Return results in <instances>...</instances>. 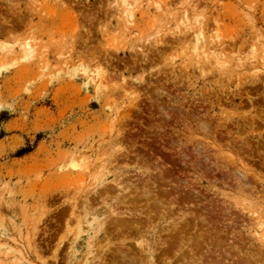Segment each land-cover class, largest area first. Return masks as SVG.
<instances>
[{
	"label": "rangeland",
	"instance_id": "1",
	"mask_svg": "<svg viewBox=\"0 0 264 264\" xmlns=\"http://www.w3.org/2000/svg\"><path fill=\"white\" fill-rule=\"evenodd\" d=\"M129 2L131 18L121 0H0V264L101 261L105 242L88 232L89 172L80 162L98 163L115 137L124 151L108 168L129 184L124 195L116 188L120 201L144 185L151 193L140 208L162 192L160 212L188 213L181 226L190 232L176 239L169 264H264V0ZM183 14L203 27L210 51L218 32L225 68L194 55L190 34L176 28ZM84 65H102L107 89L81 74ZM133 154L147 166L131 165ZM167 169L169 184L156 181ZM71 204L80 222L68 215ZM196 207L207 209L211 239H195ZM113 238L112 252L131 249ZM155 239L147 240L160 264L168 239Z\"/></svg>",
	"mask_w": 264,
	"mask_h": 264
},
{
	"label": "bare ground",
	"instance_id": "2",
	"mask_svg": "<svg viewBox=\"0 0 264 264\" xmlns=\"http://www.w3.org/2000/svg\"><path fill=\"white\" fill-rule=\"evenodd\" d=\"M152 1H155L156 0H152ZM121 4L122 6L124 7L123 8V13L126 14L125 16L127 18H131L132 17V13H131V10L129 7L132 6V4L129 2V0H121ZM216 23V22H215ZM128 24H130V21H126L123 23V26H127ZM176 28L177 29H180V30H183V32L185 33H188L190 34L191 36V39H192V51L194 53V55L196 54V56L198 57H202V59H208L209 56L213 57V59H211V61H213L217 66H223L225 68V64H226V61L223 59V55H224V51H222L220 54H216V50L221 47L222 45V42L220 41V36L216 33V30L214 32L215 35L213 36H210V40L208 41V45L212 46L213 48V51H210L206 46L204 47L203 46V39H204V30H203V27L200 26V23L195 20V18H189L187 14H183L180 16L179 18V23L177 22L176 24ZM214 31V30H212ZM3 33H5L3 31ZM2 33V34H3ZM7 34V33H6ZM7 35H10L9 32ZM190 39V40H191ZM30 41H34L33 38H31ZM1 43V42H0ZM34 43L30 45V42L29 41H26L22 44V47H21V50H23L24 54H25V57H29L30 58L32 57V52L34 51ZM0 48H2L0 46ZM211 48V49H212ZM44 49V51L42 52L43 54L46 53V49L45 48H42ZM218 52V51H217ZM192 53V54H193ZM195 56V57H196ZM264 57V56H263ZM203 60V61H204ZM201 61V60H199ZM214 64V65H215ZM78 66L80 67L81 65L78 64ZM222 67V68H223ZM79 69V68H78ZM106 70L103 69L102 65L100 66H96V67H93V68H90V66H87V65H84L82 67V70H81V74L82 75H85L87 77V79L91 82H95L96 83V86L100 89L104 88V89H107L108 86H106L105 84H108L105 80H106V76L108 75H105L107 74V72H105ZM109 82V81H108ZM105 83V84H104ZM114 83V82H113ZM112 84V83H111ZM113 85V84H112ZM157 90V89H156ZM163 91V89H162ZM126 93H129L127 91H124ZM159 92V91H158ZM160 93V92H159ZM167 93V92H166ZM165 93V94H166ZM131 95V93L128 94V96ZM126 96V95H125ZM169 97V96H168ZM137 98V97H136ZM130 99L131 102H133L135 99ZM174 99L172 100H169V101H173ZM175 101V100H174ZM173 101V102H174ZM129 102V101H128ZM172 102V103H173ZM171 103V102H170ZM176 103V102H175ZM133 104V103H132ZM132 106V105H131ZM117 107V106H116ZM178 107V106H176ZM162 108V107H161ZM174 108V107H173ZM122 109V108H121ZM162 111V110H161ZM171 111V110H170ZM117 112V111H115ZM169 112V111H168ZM179 112V110H178ZM167 113V112H166ZM113 115V114H112ZM165 115V114H164ZM114 116V117H113ZM112 117V121H118V118H120L118 116V114H114ZM121 116V114H120ZM125 116V115H124ZM167 117V116H166ZM120 121V120H119ZM116 123V122H115ZM113 124V123H112ZM112 126V125H111ZM114 126H116L114 124ZM201 126L203 127V125L201 124ZM200 126V127H201ZM205 127V126H204ZM203 127V128H204ZM207 127V126H206ZM118 128V127H117ZM113 127H111L110 129V133L111 131L113 132ZM115 130V129H114ZM120 129H117L114 131V133L116 134H119ZM205 130V129H204ZM122 131V130H121ZM109 142L107 144L108 146V149L106 150L107 152H109L107 154V152L103 151L100 155V159H99V162L96 163V164H91V162L87 159V158H83L82 160V163L80 162V169L83 170H86V172L88 173V175L86 176V179L88 180V182L90 181L89 185L86 187L87 188V192L88 194H86L87 198H86V201H85V209L88 210V212H93V220L91 223H89L88 225V232L90 233H93L95 239L96 240V243L98 241H104L105 244L102 245V250H103V255H106L107 257H105V260H104V256L101 255L100 259L101 260L98 264H118V262H120V264H154V262L152 261V256L154 255V253L152 252V247H151V244H150V241H148L149 239L153 240L155 239V241L157 239H168V242H163V247H162V250L161 252L159 253L158 256H160V264H169V261L171 260L170 259V255H172V251H173V248L176 247V239L180 240V239H186L185 238V234L190 232L189 229H191V226L188 225V222L185 223L184 226H181V221L184 219V217L187 216L188 213H184V212H181L180 209H178V212L176 213H173L172 211L171 212H168V211H164L165 209L161 210V212L158 210V206H160L159 208H161V205H162V202L161 199L159 197H168L166 194L160 192L159 195L155 196V198L153 199L154 200V204L151 205V206H146L144 208H140V204L139 202L141 203V200L145 199H149V195L151 192H148V190L150 189H146L145 186H140V188H137L136 186L133 187L134 188V191L136 192V196L133 197L134 195H132V199L131 201H127L125 200V196L122 197V200L124 202H126L125 204L122 203L120 201V199L117 197L119 195V193L121 192L123 194V192H125L128 187H129V184L128 182H124L123 179H120L122 178V176L120 175V172L118 174L114 173L118 168L116 166L112 167V171H110V168H108L109 164H113L111 162H114L115 159H112L113 156H115L116 153H119L124 151L123 149V141H120L118 140V138L115 137V139L113 140L112 138L111 139H108ZM134 145V144H133ZM133 146H131L130 148H132ZM135 153V152H134ZM120 154V153H119ZM118 154V155H119ZM153 154V152H152ZM98 155V154H97ZM135 155L134 157H132V160L134 161L131 165H139L138 163L141 162V165L143 164V166L146 165V159L140 157L138 154H133ZM132 155V156H133ZM118 157V156H117ZM116 157V158H117ZM167 157V156H166ZM165 157V158H166ZM171 157V156H170ZM168 159V160H172V159ZM97 158V157H96ZM121 158V156H120ZM123 158H125L123 156ZM149 158V157H148ZM152 158V157H151ZM118 159V163H119V158ZM98 160V159H97ZM96 160V161H97ZM131 160V159H128V161ZM124 161V160H122ZM127 161V160H125ZM117 163V162H116ZM162 163V162H161ZM168 163V161H167ZM164 164V163H163ZM166 164V163H165ZM176 164V163H175ZM123 165V163H122ZM127 165V164H125ZM79 166V165H78ZM76 166V167H78ZM119 166V165H118ZM147 166V165H146ZM145 166V167H146ZM149 166V165H148ZM120 167V166H119ZM156 167V166H155ZM174 167V165H173ZM75 168V167H74ZM148 168V167H147ZM146 168V171L148 170ZM157 168V167H156ZM155 169V168H154ZM153 169V170H154ZM123 170V169H122ZM121 170V171H122ZM152 170V171H153ZM156 170V169H155ZM124 171V170H123ZM122 171V172H123ZM165 171V170H164ZM125 172V171H124ZM123 172V173H124ZM81 173V172H80ZM83 173V172H82ZM85 173V174H87ZM170 171H168V169L163 173V176H160L156 181L162 183L165 182L164 180H166V182L168 181L167 179H169L170 176H172V174H169ZM125 175V174H124ZM161 175V173H160ZM159 176V175H158ZM175 178V177H174ZM85 179V177H84ZM83 179V180H84ZM171 179V178H170ZM110 180V181H109ZM176 180V179H174ZM108 181H109V184H115V187H111L109 186L108 184ZM155 181V180H154ZM172 182V181H170ZM179 182V181H178ZM155 183V182H154ZM168 183V182H167ZM128 184V185H127ZM131 184V183H130ZM163 184V183H162ZM169 184V183H168ZM135 185V184H134ZM131 187V186H130ZM147 187V186H146ZM120 189L118 191H120L118 194L116 193L117 189ZM177 188V187H176ZM140 190V191H139ZM95 191L92 195V192ZM175 191V189H174ZM163 192H164V188H163ZM177 192V191H176ZM127 193V192H126ZM139 193V195L137 194ZM173 193V192H172ZM125 194V193H124ZM123 194V195H124ZM129 194V193H128ZM177 194V193H175ZM117 195V196H116ZM166 195V196H165ZM173 195V194H172ZM171 195V196H172ZM138 196V197H137ZM116 197L118 199H116ZM121 197V194L120 196ZM159 198L157 200V198ZM170 197V196H169ZM175 197V196H174ZM115 199V201H114ZM164 198H162L163 200ZM180 199L179 197L176 198V200ZM120 201V204L117 202ZM173 200V199H172ZM95 201V202H94ZM115 203H114V202ZM171 201V200H170ZM189 201L188 197H183L181 198L180 202H187ZM94 202V203H93ZM148 202V201H147ZM177 202V201H176ZM83 203V202H82ZM118 203V204H117ZM102 205V206H99L100 209L97 208V205ZM139 204V205H138ZM150 204V203H149ZM183 204H186V203H183ZM195 204V203H194ZM96 205V206H95ZM123 205V208L121 206ZM157 205V206H156ZM104 206V207H103ZM123 209H120V207ZM186 206V205H185ZM196 206V204H195ZM199 206V205H198ZM201 206V205H200ZM69 207V206H68ZM70 210H69V213L68 215L71 217H74L77 219L78 222H80L81 219H78L75 214V205L71 204L70 206ZM80 207V206H79ZM95 207V208H94ZM101 208H103V210H101ZM199 207H196V210L198 209ZM69 209V208H68ZM117 209L121 210V211H117ZM202 209V208H200ZM195 210L194 211H190L189 214L191 215H195V217L199 218H195V220L197 222H195V226H193V229H195V231L199 232L198 234H196V237L195 239H211V235L214 233V230L215 229H212L214 228L213 226L211 227V224L209 225L208 223L210 222H205V218L202 217V214L203 215H209L207 214V209L205 211H203L204 209L201 210ZM92 210V211H91ZM94 210V211H93ZM86 213V212H85ZM209 213V212H208ZM96 215V217L94 216ZM85 216V215H84ZM98 216H101V220H99L97 217ZM192 216V218H193ZM87 217V216H86ZM208 218V217H207ZM206 218V219H207ZM90 220V218H88ZM199 220V221H198ZM209 219H207L208 221ZM189 221V220H188ZM88 222V220H87ZM86 222V223H87ZM192 222V221H191ZM162 223H166V227L165 229H161L162 231L160 233H162L164 236V238L160 237L159 235L157 236L156 234V228L159 226V225H162ZM192 224V223H190ZM159 229V228H158ZM159 231V230H158ZM194 232V231H193ZM158 233V232H157ZM159 233V234H160ZM80 235V232H76L75 233V237H74V245H76V241L78 240V236ZM161 235V234H160ZM188 236V235H187ZM258 236V234H257ZM119 238V239H129L130 242L132 241V247H130L129 251H127L128 253H125L124 252H121V250L117 249L115 250L114 252H112L109 248H110V239L112 238ZM113 238V239H114ZM188 238V237H187ZM148 239V240H147ZM128 240V241H129ZM181 241V240H180ZM92 242V241H91ZM91 242L89 244H91ZM129 242V243H130ZM100 243V242H99ZM152 243V242H151ZM180 243V242H179ZM124 244V243H123ZM131 244V243H130ZM129 244V246H130ZM156 245L158 243H155ZM154 244V245H155ZM96 245V244H95ZM115 245V244H114ZM155 245V246H156ZM161 245V243H160ZM159 245V246H160ZM181 245V244H180ZM90 246V245H89ZM122 246V244H121ZM127 246V245H126ZM127 246V247H129ZM153 246V244H152ZM158 246V245H157ZM92 247V246H90ZM119 247V246H118ZM154 247V246H153ZM161 247V246H160ZM180 247V246H179ZM97 248V247H96ZM95 248V249H96ZM100 248V247H99ZM89 249V247H88ZM88 249H87V252H88ZM161 249V248H160ZM176 249V248H175ZM180 249V248H179ZM177 249V250H179ZM114 250V249H113ZM176 250V251H177ZM92 251V250H91ZM100 251V250H99ZM98 251V254L99 253ZM124 251V250H122ZM154 251H155V248H154ZM71 252H73V257L76 256L77 254V249L76 247L74 246L71 250ZM96 252V250H95ZM89 253V252H88ZM153 255H152V254ZM192 253V251H191ZM195 253V252H194ZM91 254V253H89ZM95 254V255H94ZM94 257L96 256V253H94ZM196 254V253H195ZM152 255V256H151ZM179 255V254H178ZM182 255V254H181ZM157 256V255H156ZM175 257V256H174ZM90 258V257H89ZM201 258V257H200ZM108 259V261L106 262V260ZM173 259V258H172ZM178 259V258H176ZM175 258L173 260H176ZM182 259H185L184 257H182ZM181 259V260H182ZM187 259V258H186ZM199 261H202L201 259L198 258ZM204 260V259H203ZM93 261V260H92ZM184 261V260H182ZM209 261V260H208ZM95 262V260H94ZM156 262V261H155ZM173 262V261H172ZM180 262V260H179ZM196 262V261H195ZM97 263V262H96ZM96 263H90L89 261V264H96ZM157 263V262H156ZM178 263V262H177ZM183 263V262H182ZM203 263V262H202ZM207 263V262H206ZM233 263V262H232ZM84 264H88V258H85V261H84ZM199 264H201L199 262ZM205 264V263H204Z\"/></svg>",
	"mask_w": 264,
	"mask_h": 264
}]
</instances>
